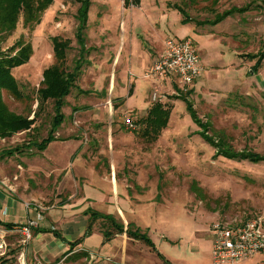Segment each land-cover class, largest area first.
<instances>
[{"label":"rangeland","instance_id":"1","mask_svg":"<svg viewBox=\"0 0 264 264\" xmlns=\"http://www.w3.org/2000/svg\"><path fill=\"white\" fill-rule=\"evenodd\" d=\"M79 1L54 0L38 26L27 28L20 19L16 30L1 40L2 52L20 41L33 47L30 62L13 71L25 100L4 92L14 113L34 117L43 72L55 64L54 38L71 42L66 69L75 68ZM127 1L90 0L89 52L66 100L58 141L38 152L23 148L28 133L0 140V188L32 212L12 230L0 227V264H19L22 257L28 264L36 258L45 264H165L163 258L171 264H214V225L264 218V161L217 156L183 101L210 125L209 137L222 135L236 153L264 155V61L254 73L257 60L242 58L264 51V0H140L139 8ZM170 4L185 9L190 25ZM233 8L248 11L220 26L196 24ZM124 36L127 42L117 62ZM168 38H189L198 52L209 53L210 64L194 85L171 88L147 79L150 68L136 75L128 69L130 63L153 61L157 45ZM155 89L159 102L171 111L166 128L148 143L138 134L139 121L154 104ZM52 116L49 102L38 118V140L46 137ZM127 116L134 128L124 124ZM17 148L23 152L14 153ZM88 209L135 224L155 249L115 236L102 245L91 238L87 245L58 255L52 236L42 240L43 246L34 240L35 230L52 228L76 242ZM30 223L36 226L27 238L23 231ZM103 231V222H96L92 233ZM236 264H264V254Z\"/></svg>","mask_w":264,"mask_h":264},{"label":"trees","instance_id":"2","mask_svg":"<svg viewBox=\"0 0 264 264\" xmlns=\"http://www.w3.org/2000/svg\"><path fill=\"white\" fill-rule=\"evenodd\" d=\"M219 1L220 0H213V3L218 4ZM79 2L81 3V7L77 12L78 26L75 34L79 58L75 61V68L73 71L69 72L66 69V60L67 53L71 50V42L68 40L63 41L59 38L53 39L55 64L43 72V81L37 93L38 108L33 118H31V116H23L14 113L4 101V92L17 101L25 100V95L20 85L15 80L13 71L30 62L33 56V47L30 43L20 41L8 51H0V140L10 139L21 133H28L30 139L25 143L26 145H23V148L25 147L28 150L36 149L38 152H44L50 144L58 141L57 133L66 120V116L63 112L67 106L66 100L75 88L77 79L80 76V69L89 52L86 47V29L91 3L90 0H80ZM53 3L54 0H0V44L2 39L5 40L16 30L20 19H23L24 25L27 28L38 26L42 21L44 13ZM127 4L138 7L140 6V0H128ZM170 7L176 9L183 16L182 22L184 24L192 22V19L182 6L170 4ZM247 11V8H233L222 14H216L213 21L196 24L216 26L237 13L243 14ZM242 58L251 61L257 60L255 66L252 68L253 72L257 73L264 61V51L257 55H245L242 56ZM178 98L180 97H177V99ZM183 101L186 102L188 111L191 113L196 125L204 132L199 133L200 136L217 150V156H222L230 160H245L250 162L264 161V155L253 152H234L222 135L217 134L215 138L209 137L207 132L210 130V125L202 122L194 106L188 100L184 99ZM49 102L53 103V116L51 117L50 127L46 137L38 140L36 138V135L39 134L40 131V127L37 126L38 118L45 104ZM170 111L171 107L161 102L154 103L148 115L139 121L142 127L141 131L138 133L139 136L148 143H154L160 136L161 131L166 128L170 118ZM11 152L13 151H8L6 155L12 156L13 153ZM15 152L21 153L23 151L17 148L14 153ZM84 214L88 216L87 229L82 239L70 245L71 250L81 244L84 239L92 235L93 226L98 221L104 224L102 235L107 242L117 235H125L132 241H140L154 248L152 241L142 232V229L133 223L124 225L113 215H106L94 209H88ZM0 226L4 227L6 230H12L15 227L12 224L3 223L1 220ZM40 232L50 233L51 231ZM163 260L165 264H171L164 258Z\"/></svg>","mask_w":264,"mask_h":264},{"label":"built area","instance_id":"3","mask_svg":"<svg viewBox=\"0 0 264 264\" xmlns=\"http://www.w3.org/2000/svg\"><path fill=\"white\" fill-rule=\"evenodd\" d=\"M204 68L201 57L190 39L168 38L164 42V49L156 58L147 79L155 78L165 81L175 78L180 87L193 85L203 75ZM159 91L155 89L152 102H159ZM128 128H134L135 123L130 116L124 118ZM36 226L30 223L24 229L27 238L30 229ZM212 235V260L214 264H236L247 261L264 254V218H257L242 223H220L213 226ZM3 245L0 244V249ZM19 264H28L25 258ZM43 264V263H37Z\"/></svg>","mask_w":264,"mask_h":264},{"label":"crops","instance_id":"4","mask_svg":"<svg viewBox=\"0 0 264 264\" xmlns=\"http://www.w3.org/2000/svg\"><path fill=\"white\" fill-rule=\"evenodd\" d=\"M133 7H135V6H133ZM140 6H138V7H136V8H139ZM169 8H171L170 6H169ZM171 9H173L174 11H176V12H178L176 9H174V8H171ZM179 13V12H178ZM181 17V16H180ZM183 17V16H182ZM231 18V17H230ZM228 19V18H227ZM181 21H183V18L181 19ZM225 21V20H224ZM223 21V22H224ZM223 22H221L220 24H218L219 26L223 23ZM191 23V22H190ZM190 23H188L189 25H190ZM217 25V26H218ZM193 29V28H192ZM196 35H199V36H201V34H197V33H195ZM187 39H189V38H187ZM191 40V39H190ZM126 37L124 36L123 37V39H122V49H120L119 51H118V57H117V62H119V60H120V58H121V54H122V52H123V50H124V46H125V44H126ZM195 45V44H194ZM196 46V45H195ZM163 49H164V44H163V42H160V44H158L157 45V47H156V53H155V57H154V59H153V61H151V60H141V62L140 61H138V62H136L135 64H131L130 63V67H128V69H131L132 71H133V73L136 75V74H141V72H144L146 69H149L150 68V70H151V68H152V66H153V63H154V61L156 60V58L159 56V54L163 51ZM196 49H197V46H196ZM198 51V50H197ZM199 53V55H200V57H201V63H202V66H203V68H204V71H205V67L207 68V66H209V64H210V55H208L209 53L208 52H206V51H203V52H198ZM208 53V54H207ZM205 62V63H204ZM203 74H204V72H203ZM114 75V74H113ZM203 76V75H202ZM201 76V77H202ZM114 78V77H113ZM198 80H200V79H198ZM197 80V81H198ZM175 81V82H174ZM196 81V82H197ZM163 82H165L166 83V85H168L169 87H175V84H177V85H179L178 84V82H177V80L175 79V78H172V77H170V78H167L165 81H163ZM195 82V83H196ZM156 83V82H155ZM155 83H153V85L155 84ZM174 83V84H173ZM194 83V84H195ZM193 84V85H194ZM192 86V85H191ZM152 86L150 85V88H151ZM113 88H115V87H113ZM176 88H177V86H176ZM133 90V92H134V90H135V85H134V89H132ZM56 143V142H55ZM7 210V213H8V215H4V211H6ZM30 214H32V212L30 211V212H25L24 211V206H23V204L22 203H20V201L17 199V198H14V196H11V195H9L8 193H6L4 190H2L1 188H0V220L3 222V223H7V224H12V225H14V226H16V225H18V224H20L21 223V221L23 220V219H25L28 215H30ZM85 217H88V216H86L85 214H83ZM85 221H86V223H87V225H86V223H84V230H83V234H82V236H80L78 239H77V241H79L80 239H82L83 238V236H84V233H85V231H86V229H87V226H88V219H86L85 218ZM0 227H2V226H0ZM40 231H51L50 233H45V232H40ZM57 234V235H56ZM50 236H52V238L54 239L53 241H52V243H54V248L55 249H57L58 250V255L59 254H61L62 252L63 253H65L67 250L70 252L71 251V247H70V245H72L73 244V242H72V239H70L69 238V236L68 235H66V237L65 236H62V234L60 233V232H58L57 230L55 231L54 229H52V228H46V229H37V230H35V238H34V240H38V241H41L40 243H39V245L40 246H43L44 245V241H42V240H44V238L46 239V237H50ZM117 236H122V238H126L127 240H129V241H132L131 239H129L127 236H125V235H117ZM91 238H94V241L95 242H97V243H99V245H102L103 243H104V241H105V239H104V237H103V235H101V234H97V233H92V235L91 236H89L88 238H86V239H84L81 243H83L84 242V244L85 245H87V241L89 240V239H91ZM97 240V241H96ZM76 241V242H77ZM111 241V240H110ZM110 241H108V242H110ZM76 242H74V243H76ZM105 242H107V241H105ZM134 242V241H133ZM0 243H1V241H0ZM73 250H74V248H73ZM40 253H43V252H40ZM51 255V254H50ZM258 255H260V254H258ZM257 255V256H258ZM54 257H57V255H55ZM45 260H49L48 258H45ZM37 263H42L41 261H39V259H37L36 258V263H33V264H37ZM43 264H45V263H43ZM47 264H49V263H47Z\"/></svg>","mask_w":264,"mask_h":264}]
</instances>
